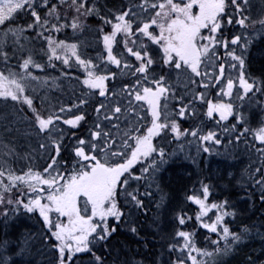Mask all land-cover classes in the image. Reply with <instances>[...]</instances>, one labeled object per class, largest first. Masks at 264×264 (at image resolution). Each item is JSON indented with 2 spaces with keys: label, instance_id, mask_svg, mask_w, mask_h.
I'll return each instance as SVG.
<instances>
[{
  "label": "snow or ice",
  "instance_id": "obj_1",
  "mask_svg": "<svg viewBox=\"0 0 264 264\" xmlns=\"http://www.w3.org/2000/svg\"><path fill=\"white\" fill-rule=\"evenodd\" d=\"M255 43L264 0H0V264H264Z\"/></svg>",
  "mask_w": 264,
  "mask_h": 264
},
{
  "label": "trees",
  "instance_id": "obj_2",
  "mask_svg": "<svg viewBox=\"0 0 264 264\" xmlns=\"http://www.w3.org/2000/svg\"><path fill=\"white\" fill-rule=\"evenodd\" d=\"M81 39L85 43H89L90 42V47H92V48H95L96 47L94 35H91V34H87L86 33L83 37H81ZM259 46H262V45H259ZM97 51H99V50L97 49ZM253 54H254V52H253ZM253 66L251 64H249L248 65V68L252 72L253 75H257L258 76L260 74V70L261 69H264V58H262V59L260 58V59L256 60V62L253 64ZM76 71L79 72L80 70L77 69ZM185 126H187V125H185ZM171 140H172V138L169 137L170 150L172 148H175L176 147L175 144L171 143ZM184 150L187 151V152H190V153H192L194 155L195 154V145L193 144V145L190 146L188 144H184ZM215 159H221V158L220 157H216ZM240 167L242 168L243 165H241ZM232 199H233V202L234 203H235L236 200H243V193L240 192L238 189L233 190ZM237 209H239V207ZM238 212H240V211L238 210ZM244 216H246V215H244ZM230 227H233V229L235 230V225L234 224L233 225H230ZM251 240H252V238H250L248 240V242H250Z\"/></svg>",
  "mask_w": 264,
  "mask_h": 264
},
{
  "label": "bare ground",
  "instance_id": "obj_3",
  "mask_svg": "<svg viewBox=\"0 0 264 264\" xmlns=\"http://www.w3.org/2000/svg\"><path fill=\"white\" fill-rule=\"evenodd\" d=\"M263 49H264V44H262V46L258 47V49L254 52V54L252 56L251 64L253 62H256L255 55H257V54L262 55L261 59L264 58V50ZM258 59H260V58H258ZM217 160H219V159L212 160V165H215ZM235 205L237 208L239 207L238 210L242 213V215H246V216L251 215V212L247 210L248 205L244 204L243 200H236ZM254 219H256V218H254ZM262 239H264V237H261V236L252 237V240L250 242L247 241V246L243 249V251L244 252L254 251L258 254L260 252V250L262 248H264V244L261 243ZM232 264H236V261H232Z\"/></svg>",
  "mask_w": 264,
  "mask_h": 264
},
{
  "label": "rangeland",
  "instance_id": "obj_4",
  "mask_svg": "<svg viewBox=\"0 0 264 264\" xmlns=\"http://www.w3.org/2000/svg\"><path fill=\"white\" fill-rule=\"evenodd\" d=\"M258 45H260V43H255V44H254L255 47H252L251 49H252V50H255L256 47H257ZM253 52H254V51H252L251 54H253ZM251 54H250V55H251ZM251 56H253V55H251ZM261 57H262V55H260V54L258 55V54H257V55H255V60H258V58H261ZM254 63H255V62H253L251 65H253Z\"/></svg>",
  "mask_w": 264,
  "mask_h": 264
}]
</instances>
